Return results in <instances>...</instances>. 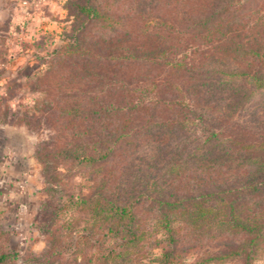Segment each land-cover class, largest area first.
<instances>
[{
	"label": "trees",
	"instance_id": "1",
	"mask_svg": "<svg viewBox=\"0 0 264 264\" xmlns=\"http://www.w3.org/2000/svg\"><path fill=\"white\" fill-rule=\"evenodd\" d=\"M66 9L70 30L36 78L34 105L56 148L35 156L45 180L60 182L50 165L69 164L88 168L89 184L45 210L44 264L68 251L84 264H132L149 247L169 264L177 221L194 247L215 241L208 263L253 264L264 252V131L240 135L248 143L223 132L236 119L264 125V0H67ZM67 207L72 221L59 217ZM147 222L165 239L146 241ZM11 261L0 248V264Z\"/></svg>",
	"mask_w": 264,
	"mask_h": 264
},
{
	"label": "rangeland",
	"instance_id": "2",
	"mask_svg": "<svg viewBox=\"0 0 264 264\" xmlns=\"http://www.w3.org/2000/svg\"><path fill=\"white\" fill-rule=\"evenodd\" d=\"M66 2L0 0V248L13 256V264H44L51 243L43 233L49 223V212L45 210L54 212L59 205L67 206L68 195L86 193L89 184V169L69 164L50 165L53 175L54 168L57 169L60 182L47 177L45 180L43 165L35 156L37 148L42 157L56 148L52 147L57 138L50 124L34 105L41 96L36 78L47 69L53 52L63 44L70 30L73 15L67 11ZM3 120L7 123L3 124ZM232 122L233 126L223 132L232 141L236 138L237 142L248 143L240 135L264 131V125L248 118ZM50 181L54 184H47ZM72 214L73 210L67 207L59 217L72 221ZM138 215L147 218V212L141 208ZM146 224L144 229L152 232V223ZM82 227L85 224L78 223L74 231L80 232ZM175 227L183 229L176 233L178 246L170 253L169 264H241L239 259L208 263V257L216 253L215 241L206 240L204 247H194L196 242L184 225L177 221ZM75 232L68 233L76 237ZM146 238V241L165 239L159 230ZM113 243L109 240V246ZM149 249L132 264H163L161 250ZM86 253L90 250L86 249ZM51 258L52 264H84V258L76 259L70 251ZM253 264H264L263 251Z\"/></svg>",
	"mask_w": 264,
	"mask_h": 264
}]
</instances>
